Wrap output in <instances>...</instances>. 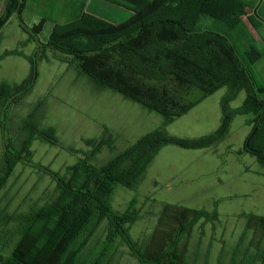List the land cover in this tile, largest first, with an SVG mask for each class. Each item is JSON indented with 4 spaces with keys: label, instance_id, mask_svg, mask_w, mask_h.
Returning <instances> with one entry per match:
<instances>
[{
    "label": "trees",
    "instance_id": "trees-1",
    "mask_svg": "<svg viewBox=\"0 0 264 264\" xmlns=\"http://www.w3.org/2000/svg\"><path fill=\"white\" fill-rule=\"evenodd\" d=\"M25 1L7 0L0 29L19 15ZM104 1L132 12L133 18L116 25L84 11L68 23L54 24L48 42L69 45L67 50L56 49L64 56L60 61L75 66L101 89L118 93L163 116L164 127L97 167L92 160L104 147L116 150L117 139L105 128L102 138L85 141L90 150L82 152L84 158L70 168L71 177L66 180L50 167L32 162L31 147L35 141L51 145L59 142L53 128L40 129L33 125L34 116L30 115L24 124L28 134L24 139H16L20 150L12 146L13 150L4 155L0 189L14 167L24 163L54 179L60 196L38 212L0 218V225L17 224L21 236L9 257L4 258L0 251V264H108L118 238L138 264H186V256L180 251L181 241L199 221H217L218 212L167 206L166 214L179 226L166 249L149 253L132 237L128 227L140 216L132 211L119 214L113 210L111 199L116 187L136 190L164 147L203 150L221 143L230 134L237 116H254L253 133L246 140L244 152L257 158L264 168V146L255 145L256 136L264 140V83L258 81L255 71L264 61V49L257 40V33L264 26V0L260 5L245 0ZM32 31L40 35L42 24ZM42 45L43 49L47 47ZM22 54L7 51L0 61ZM41 59L48 58L44 54ZM31 61V74L22 84H0V124L10 101L28 94L34 86L37 70L35 61ZM225 88L228 93L221 101V124L215 132L195 139L167 134L166 127ZM196 92L199 95L195 97ZM240 92L246 93V100L233 109L231 104ZM248 220V226L253 221L264 225V217L250 215ZM104 222L107 240L92 259L86 252ZM257 262L258 259L250 264ZM218 264L224 263L219 260ZM229 264L237 263L233 260ZM259 264H264V252Z\"/></svg>",
    "mask_w": 264,
    "mask_h": 264
},
{
    "label": "rangeland",
    "instance_id": "rangeland-1",
    "mask_svg": "<svg viewBox=\"0 0 264 264\" xmlns=\"http://www.w3.org/2000/svg\"><path fill=\"white\" fill-rule=\"evenodd\" d=\"M245 1L260 5L262 0ZM6 2L0 0V20ZM121 8L104 0H26L19 15L1 27L0 56L7 51L23 54L0 61V84H22L31 74V59L36 63L37 79L28 94L10 101L5 118H2L0 179L4 176V155L7 150H13L12 146L20 150L16 139H24L28 134L24 124L30 115L34 116L33 125L40 129L53 128L59 142L51 145L35 141L31 147L32 162L50 167L66 180L71 177L70 168L84 158L82 152L90 150L85 141L102 138L105 128L114 121V112L122 115L125 137L118 138L115 151L103 148L92 160L97 167L108 163L141 137L164 127V117L152 113L153 119L145 128L132 132V125L141 122L140 116L134 112H147V109H142L144 107L139 104L133 105L135 103L118 93L101 89L75 66L60 61L59 58L64 56L56 49L67 50L69 45L48 42L54 24L68 23L84 11L116 25L127 23L133 13ZM41 24V34H34L32 28ZM257 38L259 47L264 49V26L260 27ZM43 43L47 44L44 49ZM44 54L48 59H41ZM255 71L258 81L264 83V61L255 67ZM227 93L226 88L218 91L209 101L223 99ZM197 95L196 92L195 97ZM245 98L246 93L241 92L233 106H241ZM123 100L129 108L119 107ZM132 106L141 109L132 110ZM244 117L235 122L232 132L222 143L211 147L207 153H193L197 151L173 145L164 147L136 190L116 187L111 199L113 210L119 214L132 211L140 216L128 227L144 250L155 253L167 248L179 225L170 214H166V207L182 206L219 214L217 221H199L181 241L180 251L186 256V264H218L219 260L224 264L233 260L237 264H250L257 259L260 262L264 252V225L253 221L248 226V216L264 217V168L257 158L236 154L246 143V133L240 130ZM191 122L186 116L165 130L168 135L182 139L199 138ZM262 141L259 136L255 137L258 147L264 146ZM244 167L249 172H244ZM59 196L60 190L54 179L33 165L20 163L0 189V218L38 212ZM107 235V222H104L86 250L92 259L104 248ZM20 237L17 224L0 225V251L4 258L12 254ZM108 259V264H138L121 238L113 243Z\"/></svg>",
    "mask_w": 264,
    "mask_h": 264
},
{
    "label": "crops",
    "instance_id": "crops-1",
    "mask_svg": "<svg viewBox=\"0 0 264 264\" xmlns=\"http://www.w3.org/2000/svg\"><path fill=\"white\" fill-rule=\"evenodd\" d=\"M129 13L132 14V12H130V11H129ZM106 20H108V19H106ZM108 21H110V20H108ZM221 90H223V89H221ZM217 93L218 92H216L214 95H217ZM214 95H212V96H214ZM212 96H209L208 98H206L205 100H203L196 107H194L188 114H186V115L183 116V117L188 116L189 119L192 120L191 126H193V128L196 130V133L195 134L199 138L200 137L207 136L209 134H212L213 132H215L220 127V124H221V119H222V106H221V101H222V98H220L219 100H216L214 102H211V101H209V99ZM246 97H247V95H246ZM223 98H224V96H223ZM237 98H236V100H237ZM236 100L231 104V107L234 108V109H237V108H239V107H241L243 105L242 104L239 107L233 106V104L236 102ZM245 100H246V98H245ZM123 101H124L123 104L122 105H119V107H123V108H126V109L129 108V104L125 100H123ZM243 103H244V101H243ZM133 105H137V103H135ZM136 107H138V106H132V110H134V109L135 110L141 109V108H136ZM142 109H145V108H142ZM152 113H154V112H150L149 110H147V112H144V110H139V113L137 111H135L134 114L140 116L141 122H139L138 124H133L132 125V128H131L132 129V132H140L143 128H145L147 126V124L149 123V121L153 119V114ZM113 115H114V121H112L111 125L108 126V128L111 130V132L114 133V136H115V138L118 141V138L119 137L120 138L125 137L122 134L123 133V130H122V128H123L122 127L123 126L122 115L120 114V112H117V113L114 112ZM183 117H181L179 119H182ZM241 117H243V116H237V117L234 118V120L232 122V125H231L230 133L233 130V127H234L235 122L238 119H240ZM244 118H245V120L241 124L240 130L241 131H244L246 133V137H245V142H246V140L253 133V127L254 126H253L252 123L254 121V116H246ZM126 129H128V125H126ZM142 138L143 137H141V139ZM229 148H227L226 150L228 151ZM244 148L245 147H244V144H243V149H241L239 152L236 153L238 155V157H246V155H248V154H246L244 152ZM209 149H211V148H209ZM209 149L194 150V151H197V152H193V153H207V151H209ZM201 151H205V152H201ZM232 151L233 150H230L228 152L229 153H233ZM226 153L227 152H225L222 156H224ZM219 154H222V153H219ZM193 155H196V154H193ZM259 164L261 166V163L260 162H259ZM244 172H249V170L246 167H244Z\"/></svg>",
    "mask_w": 264,
    "mask_h": 264
}]
</instances>
